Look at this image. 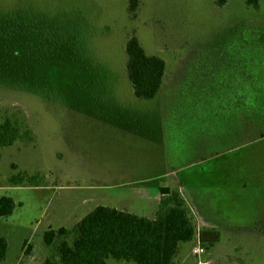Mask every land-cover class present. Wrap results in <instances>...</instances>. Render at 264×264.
Listing matches in <instances>:
<instances>
[{"label":"rangeland","instance_id":"obj_1","mask_svg":"<svg viewBox=\"0 0 264 264\" xmlns=\"http://www.w3.org/2000/svg\"><path fill=\"white\" fill-rule=\"evenodd\" d=\"M127 6L0 0V12L31 9L63 29L58 95L13 85L0 58V196L15 202L0 217V264L57 258L45 231L98 205L152 218L163 186L180 187L200 231H216L201 258L191 252L198 231L175 264H264V0H142L135 16ZM132 33L166 61L153 100L128 77Z\"/></svg>","mask_w":264,"mask_h":264},{"label":"trees","instance_id":"obj_2","mask_svg":"<svg viewBox=\"0 0 264 264\" xmlns=\"http://www.w3.org/2000/svg\"><path fill=\"white\" fill-rule=\"evenodd\" d=\"M216 1L220 6L228 2ZM245 1L252 7L260 4V0ZM141 2L128 0L131 16L137 15ZM60 31L62 25L53 23L42 12H0V58L16 75L11 77L5 71V79L46 95L60 94ZM125 52L134 94L141 99H155L167 69L165 59L149 53L135 33L129 35ZM161 194L160 207L152 218L98 205L71 228L50 227L44 239L55 245L57 258H47L43 264H107L110 257L136 264H175L182 246L194 239L196 226L179 189L163 186ZM14 208L12 196H0V217L12 214ZM215 236V230L200 231L201 240L210 245L216 241ZM7 250L8 240L0 234V263Z\"/></svg>","mask_w":264,"mask_h":264},{"label":"built area","instance_id":"obj_3","mask_svg":"<svg viewBox=\"0 0 264 264\" xmlns=\"http://www.w3.org/2000/svg\"><path fill=\"white\" fill-rule=\"evenodd\" d=\"M198 235H199V237L197 238V242L192 246L191 252H192V254L199 256L201 258V256L206 252L207 246H205L201 240L200 231H199ZM199 264H208V261L202 259V260H200Z\"/></svg>","mask_w":264,"mask_h":264},{"label":"crops","instance_id":"obj_4","mask_svg":"<svg viewBox=\"0 0 264 264\" xmlns=\"http://www.w3.org/2000/svg\"><path fill=\"white\" fill-rule=\"evenodd\" d=\"M257 139H259V137L257 136V137H254V140H257ZM246 141V140H245ZM172 171H176V172H178V170H172ZM118 184L120 183V182H117ZM177 189V188H176ZM179 190H180V187H179ZM181 191V190H180ZM181 193L184 195V193H183V191H181ZM185 196V195H184ZM186 199V198H185ZM190 208H191V210L193 211V215H194V222H195V226H196V232H198V231H200V229L202 228V224H201V221H200V219H199V216H198V213H197V211L192 207V206H190ZM51 225V224H50ZM60 227V226H59ZM52 228H54V227H52ZM46 230V229H45Z\"/></svg>","mask_w":264,"mask_h":264}]
</instances>
